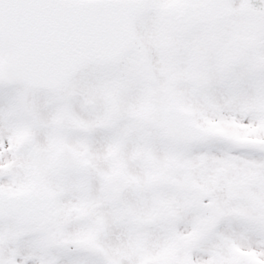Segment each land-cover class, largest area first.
I'll use <instances>...</instances> for the list:
<instances>
[{"label":"snow or ice","instance_id":"snow-or-ice-1","mask_svg":"<svg viewBox=\"0 0 264 264\" xmlns=\"http://www.w3.org/2000/svg\"><path fill=\"white\" fill-rule=\"evenodd\" d=\"M0 264H264V0H0Z\"/></svg>","mask_w":264,"mask_h":264}]
</instances>
